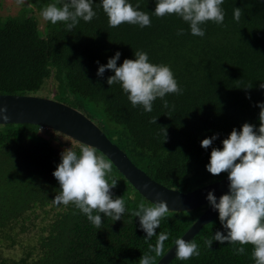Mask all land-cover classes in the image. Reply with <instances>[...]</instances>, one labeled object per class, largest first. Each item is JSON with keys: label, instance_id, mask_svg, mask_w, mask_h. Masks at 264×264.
Masks as SVG:
<instances>
[{"label": "trees", "instance_id": "1", "mask_svg": "<svg viewBox=\"0 0 264 264\" xmlns=\"http://www.w3.org/2000/svg\"><path fill=\"white\" fill-rule=\"evenodd\" d=\"M129 2L139 3L140 10L150 14V27L127 23L109 27L100 0L93 2L96 17L88 23L80 20L71 32L63 22L53 25L40 16L47 4L59 6V0H25L17 13H1L0 93L55 92L54 99L83 112L138 167L169 188L191 191L226 177L227 173L213 176L206 170L212 149L202 148L201 141L219 134L213 147L222 148L223 139L234 128L240 130L246 122L259 127L256 105L264 103L260 87L264 83V0H224V23L202 25L204 37L192 35L190 26L176 15L158 18L152 14L156 0ZM236 7L242 9L239 22L234 19ZM181 28L184 34L177 35ZM136 50L147 52L151 63L169 65L174 72L183 91L165 97L169 108L159 98L150 113L134 108L119 83L107 84L114 72L97 75L99 66L117 51L122 54L120 66L126 58L135 59ZM153 117L158 118L156 124L149 122ZM59 134L63 133L36 124H0V151L30 157L40 165L41 178H46L35 191L27 188L30 180L10 190L0 185V191H7L0 192V244L3 238L15 242L16 225L31 211H55L38 233L35 246H26L19 259L0 256V264H138L156 237L146 243L139 218L131 213L140 201L152 203L112 163L118 180L113 198L124 197L126 202L121 220L102 217V227L97 229L73 205L53 204L59 191L53 172L61 153L70 147L78 152L76 143L82 144L69 136L76 143H58ZM208 206L169 211L156 230L157 235H169L163 255ZM218 217L191 239L200 245V256L187 261L174 257L169 264H255L251 245L245 246L244 255H234L228 242L214 241L211 249L204 246V238L224 231ZM25 228L22 224L21 230Z\"/></svg>", "mask_w": 264, "mask_h": 264}, {"label": "clouds", "instance_id": "2", "mask_svg": "<svg viewBox=\"0 0 264 264\" xmlns=\"http://www.w3.org/2000/svg\"><path fill=\"white\" fill-rule=\"evenodd\" d=\"M16 2L23 5L25 0ZM93 2L94 0H59V6L58 3L47 4L40 16L53 25L63 22L71 32L80 20L88 23L96 17ZM223 4L224 0H156L152 14L158 18L176 15L190 26L192 35L204 37L202 25L207 22L217 25L224 23ZM99 6L107 16L109 27L116 28L125 23L138 25L140 28L151 26L150 14L140 10L139 3L134 6L129 0H100ZM241 15L242 9L236 7L234 19L237 22ZM183 34V28L177 31V35ZM121 55L117 51L108 59L107 64L100 65L97 75L103 77L106 71L114 72V75L107 78V84L112 86L119 83L132 107H143L145 112L150 113L154 102L159 98L167 109L170 105L165 97L182 94L183 90L169 65L151 63L147 52L136 50L135 59L126 58L118 66ZM260 87L264 88V83ZM256 106L260 108L258 129L247 122L240 130L234 128L223 139L222 148L213 147L219 134L201 141L202 148L212 149L206 170L213 176L227 173L229 181V191L219 199L214 190L209 191L206 196L210 207L218 212L224 231L217 230L212 237L204 238L203 243L207 249H211L214 241L220 244L228 242L233 246L234 255H244L245 246L251 245V258L255 264H264V103ZM171 107L174 108V105ZM7 111L6 106L0 105V118L5 121L9 119ZM157 119L153 117L149 122L156 124ZM112 172V161L99 154L96 147L81 144L78 152L73 147L66 148L61 153V162L53 172L59 182V191L52 200L53 204L64 207L73 205L97 229L102 227V217L121 220L126 212V202L124 197L113 198L112 189L117 187L118 180ZM169 211L166 201L161 200L151 205L140 201L137 209L131 213L139 218L140 228L146 233V243L156 237L155 245L148 244L149 252L142 255L138 264H155L156 257L163 255L164 243L169 235L165 232L157 235L156 230ZM174 244L177 260L187 261L201 254L200 245L195 240L177 238Z\"/></svg>", "mask_w": 264, "mask_h": 264}, {"label": "water", "instance_id": "3", "mask_svg": "<svg viewBox=\"0 0 264 264\" xmlns=\"http://www.w3.org/2000/svg\"><path fill=\"white\" fill-rule=\"evenodd\" d=\"M0 105L7 107V121L0 124L30 123L61 132L82 144L96 147L125 176L133 187L151 203L166 201L172 211L192 210L209 202L206 196L213 191L219 197L229 191L227 176L191 191L169 188L138 167L128 154L88 116L71 105L50 97L30 94L0 93ZM218 216L210 205L180 237L187 241ZM175 244L155 264H169L175 257Z\"/></svg>", "mask_w": 264, "mask_h": 264}, {"label": "rangeland", "instance_id": "4", "mask_svg": "<svg viewBox=\"0 0 264 264\" xmlns=\"http://www.w3.org/2000/svg\"><path fill=\"white\" fill-rule=\"evenodd\" d=\"M1 1L2 5L0 6V14H15L21 7V5L17 4L16 0ZM31 95L50 97L54 99L55 92H49L41 89ZM58 136L60 141H56L58 143H76L71 138L63 134H59ZM76 144L80 146L79 143ZM39 167L40 165L33 164L31 158L26 155H16L11 151H0V185H6L4 187L5 190H10V186L13 187V185L22 183V181L30 180V185H28L27 188L35 191L36 189L43 187L42 185H44V180L46 179L41 178L42 172H40L41 170ZM119 177V179L123 181L122 177ZM0 192L2 193L7 191ZM54 215V210L46 211L42 208H37L36 210L31 211L27 218L24 216L20 223L16 225L17 232L14 237L15 242H13L10 238L2 239L0 244V256L10 259L21 258L25 253L26 246L33 247L37 244L38 233H40L44 224L51 220ZM22 224L26 227L25 231L21 230Z\"/></svg>", "mask_w": 264, "mask_h": 264}]
</instances>
